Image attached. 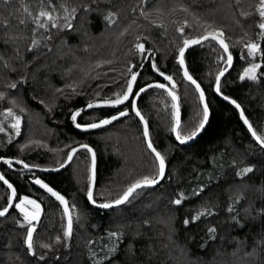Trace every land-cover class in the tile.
I'll return each mask as SVG.
<instances>
[{
	"label": "trees",
	"instance_id": "1",
	"mask_svg": "<svg viewBox=\"0 0 264 264\" xmlns=\"http://www.w3.org/2000/svg\"><path fill=\"white\" fill-rule=\"evenodd\" d=\"M259 2L0 0V114L12 109L20 117L19 134L0 132V158L53 168L65 161L72 147L86 143L96 155L93 200H116L135 181L158 172L142 124L132 111L134 95L152 82L168 85L178 97L181 134L189 135L203 119V109L177 61L179 48L185 39L216 30L224 32L233 56L231 69L220 81V94L236 101L264 137V29L259 27ZM41 11L51 16L70 12L72 26L54 35L51 25L43 27L46 41L34 45L40 31L34 17ZM109 14L110 20L105 19ZM253 42L260 45L259 75L257 80H241L245 45ZM138 43L145 52L136 48ZM184 60L205 92L209 120L195 141L180 144L172 131L168 93L158 87L143 92L137 108L167 170L158 185L136 190L125 204L99 209L88 201V150L78 151L65 169L55 173L0 163V173L17 191L15 204L27 196L40 204L41 211L31 250L25 243L28 226L15 204L0 216V264H264V148L241 122L237 109L214 92L216 76L227 66L218 43L194 45ZM152 63L172 81L160 76ZM133 72L138 75L130 99L121 105L104 104L126 90ZM89 103L94 107L88 108ZM122 111L127 115L119 116ZM75 112L80 115L73 121ZM112 116L118 119L83 129ZM245 167L253 171L238 176ZM36 179L67 201L73 220L70 237L64 235V205ZM181 193V204H174ZM8 198L9 190L0 181V209ZM198 212L205 214L194 221ZM112 232L118 235L112 237Z\"/></svg>",
	"mask_w": 264,
	"mask_h": 264
},
{
	"label": "snow or ice",
	"instance_id": "2",
	"mask_svg": "<svg viewBox=\"0 0 264 264\" xmlns=\"http://www.w3.org/2000/svg\"><path fill=\"white\" fill-rule=\"evenodd\" d=\"M25 12H28L27 8L23 9ZM72 12H75V9L72 10ZM29 15H31V13H29ZM259 16L261 18H264V0H260L259 2ZM40 17H46L49 21L53 20V17L51 16V14L47 11H41L39 12V15L37 17H34V22L39 26V27H45V25L43 23L40 22ZM111 18V14H109L108 17H105V19L110 20ZM20 23H24L23 20L20 21ZM53 26H55V23H53ZM72 25L69 23L66 25V27H71ZM259 27L261 29H264V22H261L259 24ZM181 32H183V29H180ZM223 32L222 31H214V32H207L206 35L201 36L200 38H194V39H185L183 42V46L179 48V52H178V57H177V61L179 63V65L181 67L184 66L185 64V60H184V54H185V50L187 48H189L192 45H199L201 44L203 41H207L209 39L211 40H215L219 43L220 47L223 48L224 52L227 53V58H226V65L228 67H230L232 65V60H233V56L231 54V52H229V46L227 43H225V40L223 39ZM36 43H38L37 41H33V44L35 45ZM245 47L247 48V55L248 56H255L257 55V53L260 52V45L258 43H248L245 45ZM136 48L141 52H145V46L143 44L138 43L136 45ZM221 59H224V57H221ZM152 68L157 71L159 73L160 76H163L166 80L168 81H172V76H165V74L163 72L159 71V68H157V65L155 63H152ZM260 67V64H251L249 67H246L243 70V74L240 76V79L243 80L245 78H249L252 80H255L256 77V70ZM129 71L131 72V69H129ZM227 71V67H225L217 76H216V91L219 92L220 91V78L224 75V72ZM137 75L138 73H132L131 74V79L127 81V85H126V90L123 91L122 93H117L114 94L115 98H108L106 100L103 101L104 104L106 105H119V104H123L126 100L129 99V96L132 94L133 92V85L136 82L137 79ZM183 75L184 78L187 79L188 81H190L193 85L196 86V89L199 91L200 93V100L203 101L204 100V93L203 90L200 89V85L196 82V80H194L192 78L191 75H189L188 70L186 67H184L183 70ZM16 85H11V87H15ZM158 87L161 89H166L168 91V95H170L172 97L173 100V105L172 107L175 109L174 112V116H175V122H174V126L172 128V131L176 134V139L180 142V143H185L188 140L193 139L204 127L205 124L208 121V116H209V111H208V106L207 104H204L203 107V119L199 122V124L197 125V127L189 134V135H182L181 131H180V119H179V106L177 103H175L177 101V96L175 94V92L172 89H167V86L163 83L160 84H156V85H147L148 88L151 87ZM175 87V84L173 83V88ZM146 91V88H140L139 92L136 93V95H139L140 93H143ZM0 98H3V94L0 93ZM224 99H228V97H224ZM233 104L236 105L237 108L240 107L239 104L236 103V101H232ZM88 108H92L94 107V105L92 103H89L87 105ZM133 109L135 110V114L136 116H138L140 118L141 121H143L144 123V130H143V135L145 138H149V131H148V123L146 120H144V117L141 115L140 111L138 109H136L135 103H133ZM7 115L8 116H14V113L12 112V109H8L7 110ZM80 115V112H75L72 114V120L75 121L77 116ZM127 115L126 111H122L119 113V116H125ZM243 112L241 111V117L243 118ZM118 119L117 116H112L111 119H104L101 120L99 123H91L88 124L87 127L88 128H98L101 127L102 125H106V124H110L113 120ZM244 123L248 125L249 130L251 131L252 136L256 139V141L259 142V144L261 145L262 148H264V137L260 136L257 134V132L252 128V125L249 124L248 120L245 118L244 119ZM76 127H81V125L77 124ZM12 128L17 130V134H19V128H20V117L16 116L15 117V123L12 124ZM5 129L3 127H0V132H3ZM81 148H85L88 150V152L91 153V158H92V169H91V177H90V181L94 182L95 180V159H96V155L95 152L88 146V145H81ZM147 147L149 149H151V151L153 153H155V157L156 160L158 161V172L156 174V176L153 177H149V176H145L137 181H135L133 184H131L126 191H124L123 195L116 199L113 203H104L99 205V207L102 208H110L113 207V204L115 205H120L125 203L126 201L129 200V197L133 195V193L137 190L140 189L142 187H146V186H151V185H155L159 182V179L163 178L165 175V157L163 155H161L160 152H158L152 144L151 139H147ZM76 152V149H72V151L68 154L67 160L71 161L73 154ZM5 163L11 165L12 161L11 160H5ZM18 163H23V161H18ZM25 168H28L29 166L27 164H24ZM61 167H64V164H61ZM253 169L251 167H245L243 169L240 170V172L237 173L238 176H243L247 173L252 172ZM0 180H2L9 189H11V196L9 197V204L8 207H5L3 210H0V216H4L7 212L8 209L10 207H12V199L16 196V189L4 178L3 175H0ZM36 184H39L42 188H45L49 193H51V195L53 197L56 198V200H58L62 205H64V213L67 216V227L66 230L64 231V235L66 237H70L72 234V216H71V212L69 210L67 201L65 200V198L60 195L58 192L54 191L51 187H49L47 184H45L42 180L40 179H36L35 180ZM181 198H178L176 200L173 201L174 204L179 205L182 202L183 194L181 193ZM87 197L90 201H92L93 204H95V200H93V192H92V187L89 186L88 191H87ZM26 205H30L32 208V211L29 212L28 209L26 208ZM15 208L19 209L20 213L23 214V219L24 221L29 225V227L27 228V235H26V239H25V243L27 245V248L29 250H31L33 248V233L35 231V226L33 224L34 221H38L39 220V215H40V204H38L35 200L30 199L27 196H24L20 199L19 203L15 204ZM229 211H231V209H229ZM204 212H198L192 219L198 220L200 219V217L202 215H204ZM184 223L187 225L189 223V221L186 219L184 221ZM210 233H215V229L214 228H210L208 230ZM112 237H116L118 235V233L116 232H112L109 234ZM57 239L59 240V237H57ZM43 247L47 248L49 247V245H43ZM112 251H115V249H112Z\"/></svg>",
	"mask_w": 264,
	"mask_h": 264
},
{
	"label": "water",
	"instance_id": "3",
	"mask_svg": "<svg viewBox=\"0 0 264 264\" xmlns=\"http://www.w3.org/2000/svg\"><path fill=\"white\" fill-rule=\"evenodd\" d=\"M204 35H206V34H204ZM200 38V37H199ZM191 39H194V38H191ZM223 39H224V37H223ZM209 40H211V39H209ZM225 40V39H224ZM213 41H215V40H213ZM203 42H205V41H203ZM216 43H218L217 41H215ZM225 43H227L226 41H225ZM218 45H219V43H218ZM192 46H194V45H192ZM192 46H190V47H192ZM220 46V45H219ZM189 47V48H190ZM189 48H187L186 50H185V52L189 49ZM223 49V48H222ZM224 51V50H223ZM230 52V51H229ZM224 54L226 55V58H227V53H225L224 52ZM232 64H233V60H232ZM184 67H186V65L184 64V66L183 67H181L182 68V72H183V70H184ZM227 67V71L226 72H224V75L223 76H225V74H227V72L231 69V67H232V65L230 66V67H228V66H226ZM222 71V70H221ZM220 71V72H221ZM219 72V73H220ZM218 73V74H219ZM190 75V74H189ZM222 76V77H223ZM222 77L220 78V81H221V79H222ZM187 80V79H186ZM195 80V79H194ZM188 81V80H187ZM189 83H191L190 81H188ZM197 82V81H196ZM161 82H152V83H149V84H147V85H156V84H160ZM198 83V82H197ZM192 84V83H191ZM199 84V83H198ZM147 85L146 86H144V87H142V88H146V91L148 90V89H150V88H148L147 87ZM166 85V84H165ZM193 85V84H192ZM167 86V89H171L168 85H166ZM194 87H195V89H196V86L195 85H193ZM153 87H155V86H153ZM153 87H151V88H153ZM200 89L201 90H203L202 88H201V86H200ZM214 92L222 99V100H225V101H227V102H229L232 106H234L236 109H237V111H238V113H239V117H240V119H241V122L245 125V127L247 128V130L249 131V133L251 134V131L249 130V127H248V125L247 124H245L244 123V119L246 118L245 117V115H243V118L241 117V111L243 112V110H242V108L241 107H239V108H237L236 107V105L235 104H233L232 103V101H233V99H231V98H229L228 97V99L226 100V99H224V97L225 96H222L221 94H220V91L219 92H217L216 91V81H215V84H214ZM167 93H168V91L166 90V89H164ZM196 91H197V93H198V96H199V99H200V93H199V91L196 89ZM139 92V90L136 92V93H138ZM203 93H204V100L203 101H201L200 100V102H201V106H202V109H203V107H204V104H207V99H206V95H205V92L203 91ZM142 93H140L139 95H134V97H133V99H132V111H133V113L135 114V110L133 109V103H135V106H136V109H138L137 108V99L139 98V96L141 95ZM176 94V93H175ZM170 96V95H169ZM177 96V95H176ZM130 97H131V95L129 96V99H130ZM170 98H171V100H172V97L170 96ZM178 98V97H177ZM128 99V100H129ZM128 100H126L125 102H127ZM124 102V103H125ZM123 103V104H124ZM175 103H177L178 104V106H179V101H178V99H177V101L175 102ZM237 103V102H236ZM172 104H173V100H172ZM238 104V103H237ZM119 105H121V104H119ZM208 106V105H207ZM139 110V109H138ZM208 111H209V108H208ZM174 112H175V109L173 108V120H174V122H175V116H174ZM244 114V113H243ZM136 115V114H135ZM209 116H210V111H209ZM209 116H208V120H209ZM138 117V116H137ZM139 118V117H138ZM179 119H180V121H181V112H180V107H179ZM247 119V118H246ZM139 120H140V118H139ZM145 120V119H144ZM140 122H141V124H142V128H143V130H144V123H143V121H141L140 120ZM208 122V121H207ZM249 122V121H248ZM207 124V123H206ZM206 124H205V126H206ZM250 124V123H249ZM173 126H174V124H173ZM205 128V127H204ZM203 128V129H204ZM83 129H91V128H88L87 126H85ZM203 129L193 138V139H191V140H188V141H186L185 143H183V144H190V143H192L193 141H195L198 137H199V135L201 134V132L203 131ZM173 135H174V138H175V140L178 142V143H180L177 139H176V134L173 132ZM251 136H252V134H251ZM253 137V136H252ZM145 138V137H144ZM150 138V137H149ZM149 138H145V143H146V146H147V139H149ZM253 139L255 140V142L261 147V145L259 144V142L258 141H256V139L253 137ZM180 144H182V143H180ZM81 145H88V144H86V143H81V144H78V145H76V146H74V147H72L70 150H69V152H68V154L72 151V149H76V152L73 154V157L75 156V154L78 152V151H80V150H87V149H85V148H81L80 146ZM89 146V145H88ZM90 148H91V146H89ZM154 147V146H153ZM148 148V147H147ZM92 149V148H91ZM149 149V148H148ZM93 150V149H92ZM94 151V150H93ZM149 151L152 153V155L155 157V153H153L152 151H151V149H149ZM90 153V152H89ZM67 157H68V155H67ZM67 157H66V159H65V161L62 163V164H64V167H61V165H59V166H57V167H54V168H36V167H31V166H29L28 168H25L24 167V164H26L25 162H23V163H18V161H22V160H18V159H9V158H0V163H5L4 161L5 160H11L12 161V163H11V165L10 166H12L13 164H16V165H19V166H21V168L23 169V170H25V171H28V170H38V171H42V172H59V171H61V170H63V169H65L70 163H71V161H68L67 160ZM73 157H72V159H73ZM90 159H91V164H90V177H91V169H92V158H91V153H90ZM155 159H156V157H155ZM157 161V160H156ZM7 164V163H6ZM157 164H158V161H157ZM9 165V164H8ZM95 167H96V159H95ZM166 170H167V165H166V162H165V175H166ZM0 175H2L1 173H0ZM165 175H164V177H165ZM164 177L163 178H161V179H159V182L157 183V184H155V185H158L163 179H164ZM5 178V177H4ZM6 179V178H5ZM7 180V179H6ZM1 182H3L2 180H0ZM8 181V180H7ZM12 186H13V184L10 182V181H8ZM4 183V182H3ZM95 183H96V175H95V180H94V182H91L90 181V184H89V186H91L92 187V192H94V188H95ZM4 185L8 188V186L4 183ZM155 185H151V186H155ZM151 186H146V187H151ZM14 187V186H13ZM15 188V187H14ZM142 188H144V187H142ZM8 190H9V197L11 196V189H9L8 188ZM138 190V189H137ZM123 195V194H122ZM121 195V196H122ZM87 196V195H86ZM120 196V197H121ZM119 197V198H120ZM131 197V196H130ZM129 197V198H130ZM16 198H17V191H16V196L12 199V207L14 206V204H15V201H16ZM87 199H88V197H87ZM118 199V198H117ZM88 201L93 205V206H95V207H97V208H99V209H110V208H117V207H119V206H121L122 204H120V205H115V204H113V207H110V208H102V207H99V205H101V204H104V203H98V202H95V204H93L92 203V201H90L89 199H88ZM115 201V200H114ZM114 201H111V202H105V203H113ZM127 202V201H126ZM125 202V203H126ZM125 203H123V204H125ZM8 204H9V198H8V203H7V205L5 206V207H8ZM4 207V208H5ZM12 207H10L9 209H8V212L10 211V209L12 208ZM4 208H2V209H0V210H3ZM7 212V213H8ZM6 213V214H7ZM5 214V215H6Z\"/></svg>",
	"mask_w": 264,
	"mask_h": 264
},
{
	"label": "rangeland",
	"instance_id": "4",
	"mask_svg": "<svg viewBox=\"0 0 264 264\" xmlns=\"http://www.w3.org/2000/svg\"><path fill=\"white\" fill-rule=\"evenodd\" d=\"M53 20L52 21H49L46 17H42V20L40 19V22L43 23L45 25L44 28L46 29H49V26L51 25L52 26V29H53V33H50L51 35H54V33H57L58 31H60L62 28H65L66 25L69 23V21L71 20V17H72V14L70 12H67V13H63V14H54L53 16ZM261 22H264V18L261 19ZM53 23H55V26H53ZM43 27H39L40 31H39V37H38V45L41 44V42H45L46 41V36H43V34L41 33V29H44ZM216 31H221V30H216ZM223 32V31H222ZM224 34V32H223ZM50 36V35H49ZM224 36V35H223ZM254 43V42H253ZM247 48H246V53H244V55L242 56V68H241V72H240V76L243 74V70L246 68V67H249L251 64H260V67H261V62L259 60V54L260 53H257V55L255 56H248L247 55ZM260 67L256 70V77H258L259 75V69ZM249 79V78H248ZM257 80V78H256ZM102 104L101 102H96L94 103V105H100ZM241 107V106H240ZM209 108V107H208ZM210 111V109H209ZM14 113V112H13ZM244 113V112H243ZM32 115L31 114V117L30 119L32 118ZM34 116V115H33ZM15 113H14V116H8L7 115V110L2 112L0 114V127H3L6 131H9L10 133H12L14 136L17 134V130L12 128V124L15 123ZM12 135V137H13ZM166 162V161H165ZM61 165V164H59ZM58 165V166H59ZM57 167V166H56ZM49 168V167H48ZM54 168V167H53ZM126 191V190H125ZM24 197V196H21L19 198V200L16 202L19 203L20 199ZM31 199V198H30ZM33 200V199H32ZM26 208L28 209L29 212L32 211V208L30 205H26ZM41 213V211H40ZM62 216H63V222H64V231L66 230V227H67V216L65 215L64 213V206H62ZM22 217H23V214H22ZM38 221H34L33 224L34 226H36ZM24 225H27L29 227V225L24 221L23 219V222H22ZM27 227V228H28ZM72 228H73V220H72Z\"/></svg>",
	"mask_w": 264,
	"mask_h": 264
}]
</instances>
